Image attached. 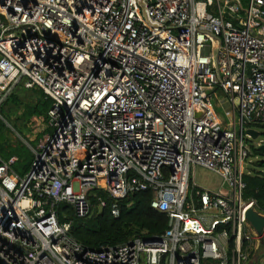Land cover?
Listing matches in <instances>:
<instances>
[{
  "label": "built area",
  "instance_id": "2783aa9c",
  "mask_svg": "<svg viewBox=\"0 0 264 264\" xmlns=\"http://www.w3.org/2000/svg\"><path fill=\"white\" fill-rule=\"evenodd\" d=\"M143 2L148 22L138 0H0V106L16 87L51 102L28 172L0 160V264H247L259 243L242 177L244 130L264 131V0ZM93 191H150L168 227L84 248L58 208L84 219Z\"/></svg>",
  "mask_w": 264,
  "mask_h": 264
},
{
  "label": "trees",
  "instance_id": "16d2710c",
  "mask_svg": "<svg viewBox=\"0 0 264 264\" xmlns=\"http://www.w3.org/2000/svg\"><path fill=\"white\" fill-rule=\"evenodd\" d=\"M17 88V87H16ZM13 90L8 95V98L3 102V113L0 111V116L4 117V112L7 114V108L23 106V112L18 121L24 124V127L31 121L45 123L47 120V112L50 108V100H45L42 92L38 89L25 90L20 87ZM27 94H23L24 92ZM16 114V111H14ZM262 130L261 127H249ZM4 126L0 122V160L8 162L11 158H17V161L12 165L11 169L19 176L28 172L33 159L27 162L21 171L16 168L19 162V154L17 149L10 145L6 138L2 135ZM46 132V131H45ZM45 132L39 134L41 138ZM258 148H253L247 158V163L250 166L245 169L242 181L245 188L242 193L244 200L255 201V208L258 211L264 209V159ZM254 161H251L250 158ZM103 199L105 206L99 208L97 198ZM152 194L150 191L136 192L128 195L120 201H113L101 191H93L90 193L89 201L92 205V211L89 216L84 219H76L72 214L71 208L61 204L58 208L59 220L71 222L69 235L84 248L89 250H99L103 246H117L127 243L133 239H145L154 236H160L168 227L167 218L151 209L150 202ZM113 207L117 210V215H112ZM61 214H64V219ZM259 248H264L261 243ZM251 254V252H250Z\"/></svg>",
  "mask_w": 264,
  "mask_h": 264
},
{
  "label": "rangeland",
  "instance_id": "374dc122",
  "mask_svg": "<svg viewBox=\"0 0 264 264\" xmlns=\"http://www.w3.org/2000/svg\"><path fill=\"white\" fill-rule=\"evenodd\" d=\"M19 88L20 87H17L16 89ZM12 92H10V94ZM23 94H27V92L25 91ZM220 97L221 94L218 92L213 99V103L215 105L216 120L221 124L227 125V123H229L232 118L231 116L232 112L231 110L227 109L225 105H220L219 102ZM2 104L0 106L1 113H3ZM6 110H7V114L6 112H4V117L0 116V122L4 126V129H2V135L6 138L7 142L10 145H12L14 148L17 149V152L19 154V162L16 164V168H18L19 171H21L23 166L31 159H33V152L31 151L30 147L32 149L36 148L37 142L40 139V138L38 139L37 136H39V134L43 132L45 126L41 122H36V120H31L26 125V127H24V124H22L21 121L17 120V118H19L18 116H20L23 112V106L11 107V109L7 108ZM14 111H16V114H14ZM255 131H257L259 134H262L261 132L262 130L260 129L257 130L255 129ZM260 140H262L264 143L263 135H261L259 138H256L255 140L249 137H245L243 142L244 148L250 154L253 148H258L260 146ZM250 159L251 161H254L252 157ZM258 159H264V157L263 156L258 157ZM249 166L250 163H247L246 160L244 168L247 169ZM189 181L191 184L195 183L198 187L209 189L213 192H217L221 184V180L219 179V177L213 174L212 172L193 166H191L189 169ZM213 214H215V212L209 210L204 213V216L210 217ZM255 245H257V242H254L251 245H249L248 248L249 260L247 264H264V248L263 249L258 248L256 250L257 247Z\"/></svg>",
  "mask_w": 264,
  "mask_h": 264
},
{
  "label": "water",
  "instance_id": "95a60500",
  "mask_svg": "<svg viewBox=\"0 0 264 264\" xmlns=\"http://www.w3.org/2000/svg\"><path fill=\"white\" fill-rule=\"evenodd\" d=\"M138 4L142 10V15H143L144 19L148 22L149 19H148L147 14H146L145 4H144L143 0H138ZM245 134L253 140H255L256 138H259L258 133L253 129H246ZM258 149L260 150V152L262 153V155L264 157V144L260 145L258 147ZM245 217H246L248 224L251 226L254 233L258 237L259 244H261V243L264 244V238H263L264 216L257 213L254 209H249L246 212Z\"/></svg>",
  "mask_w": 264,
  "mask_h": 264
},
{
  "label": "crops",
  "instance_id": "0c3cea01",
  "mask_svg": "<svg viewBox=\"0 0 264 264\" xmlns=\"http://www.w3.org/2000/svg\"><path fill=\"white\" fill-rule=\"evenodd\" d=\"M222 101V99H221V97H220V99H219V102H221ZM220 105H223V104H221L220 103ZM226 107H227V109H229V106H227L226 104H224ZM248 129H251V128H248ZM253 130H255V128H252ZM45 130V129H44ZM44 130H43V132H44ZM257 132V131H256ZM258 133V132H257ZM259 135V134H258ZM209 190V189H208ZM209 191H211V190H209ZM263 238H264V234H263ZM257 248H256V250L259 248V246H260V244L258 243L257 245H255ZM256 250H255V253H256Z\"/></svg>",
  "mask_w": 264,
  "mask_h": 264
}]
</instances>
